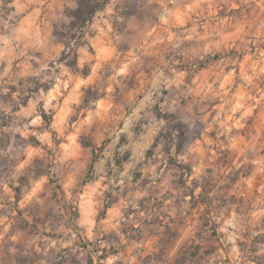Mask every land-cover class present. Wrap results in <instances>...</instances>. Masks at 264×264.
I'll return each instance as SVG.
<instances>
[{
	"label": "rangeland",
	"instance_id": "obj_1",
	"mask_svg": "<svg viewBox=\"0 0 264 264\" xmlns=\"http://www.w3.org/2000/svg\"><path fill=\"white\" fill-rule=\"evenodd\" d=\"M78 1L0 0V264H264V0Z\"/></svg>",
	"mask_w": 264,
	"mask_h": 264
},
{
	"label": "trees",
	"instance_id": "obj_2",
	"mask_svg": "<svg viewBox=\"0 0 264 264\" xmlns=\"http://www.w3.org/2000/svg\"><path fill=\"white\" fill-rule=\"evenodd\" d=\"M7 2H12L13 0H5ZM109 0H79L78 5L75 8L69 9V16L71 17L69 32L61 31L59 34L63 37V42L65 43V48L62 52L61 61L66 60L68 54V48L75 39L76 45H82L81 38H83V27L92 20L94 15L98 10L103 8V6ZM74 53L77 55V51L74 48H71ZM69 66L75 68L77 62L68 63Z\"/></svg>",
	"mask_w": 264,
	"mask_h": 264
},
{
	"label": "crops",
	"instance_id": "obj_3",
	"mask_svg": "<svg viewBox=\"0 0 264 264\" xmlns=\"http://www.w3.org/2000/svg\"><path fill=\"white\" fill-rule=\"evenodd\" d=\"M84 197H85V200H87V201H88V199L92 198L91 195H84Z\"/></svg>",
	"mask_w": 264,
	"mask_h": 264
}]
</instances>
